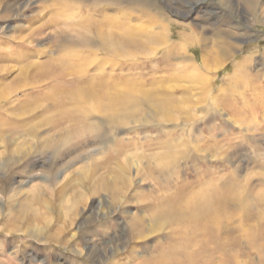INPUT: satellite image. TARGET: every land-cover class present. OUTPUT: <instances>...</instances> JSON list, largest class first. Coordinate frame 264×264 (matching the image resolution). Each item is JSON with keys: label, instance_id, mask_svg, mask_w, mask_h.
<instances>
[{"label": "rangeland", "instance_id": "obj_1", "mask_svg": "<svg viewBox=\"0 0 264 264\" xmlns=\"http://www.w3.org/2000/svg\"><path fill=\"white\" fill-rule=\"evenodd\" d=\"M149 1L154 23L127 3L3 0L0 264H137L134 251L144 262L214 233L264 241V0L254 13L245 0ZM106 19L142 48L113 52ZM179 33L238 49L205 72L201 48L168 53ZM244 56L252 86L228 80ZM222 195L223 219L202 235L165 211Z\"/></svg>", "mask_w": 264, "mask_h": 264}, {"label": "bare ground", "instance_id": "obj_2", "mask_svg": "<svg viewBox=\"0 0 264 264\" xmlns=\"http://www.w3.org/2000/svg\"><path fill=\"white\" fill-rule=\"evenodd\" d=\"M91 1L94 3L98 2V0H91ZM105 1H106V3H104V4H106L105 6H107V7L108 6H114L117 9L120 7H123L122 6L123 3L130 4V5H132L130 8H134L137 12H139V14L144 15V16L149 15L148 18L151 19V23H154V21H152V20H155V18L157 16L156 14H153V13H151V15H150L151 2L149 0H105ZM221 1H223V0H221ZM225 1H227V0H225ZM258 2H259V0H245V4L247 6L246 8L249 9L251 13H254L257 11ZM3 3H4L3 0H0V7H2V9L4 7ZM186 5H189V3H187ZM5 6L7 7V8L5 7L6 9H9L11 7L9 4H6V3H5ZM62 7H64V6H62ZM95 8H98L97 5H95ZM12 9H13V7H12ZM121 10H122V8H121ZM154 12L156 13V11H154ZM110 19H114V18H110ZM110 19H106L104 21L106 24H108V26H110L109 29L106 28V32L108 29L109 33H111L112 36L113 35H114V37L118 36V35H120V36L118 38L119 41L117 43H115L116 41L115 42L112 41V43L109 42V45H108L109 48L113 49V52H119L120 53V52H124L123 50H126V52H127V48H129V45H131V48H135L137 50V48H139L141 46V44L137 43L134 39H130L131 38L130 36H133L134 33L130 32V30L128 28H125V26L121 23V26H119V27L122 28V33L121 34H114V33L112 34V31H114V28L116 29V27H118V25L120 23L113 22L115 20H110ZM146 20H147V18H146ZM95 23H97V25H98V21L97 22L95 21ZM102 23H101V25L99 24V26H102ZM157 24L161 25L162 29L164 31L163 22H160ZM103 26H105V25H103ZM101 30H103V29H101ZM104 30H105V27H104ZM97 34H99V33H97ZM215 35H217V34H215ZM235 35H236V33H235ZM177 36L180 39L181 43H179V45H177V46L171 47L168 50V53L169 52L172 53L173 50H177L176 52L180 51L178 54L180 55L182 53V55L180 56L182 58V57H184L183 55L185 53V50H188L190 47L196 46V47L201 48V50H202L201 64H202V70H204L205 72L210 71L211 66H214L215 71L219 70L222 67V65L224 64V62L230 60L233 57L232 55L234 54V52H232V53H230V52L238 49V47L235 46L233 43L230 44L227 41H224L222 39L223 41H221L219 43L217 42L216 44L213 45L217 48L218 51L217 50L214 51V50H210V49L208 50V49H206L207 44H205L202 39H199V38H196V36H193V34L190 35V34H186V33H179V34H177ZM112 39L109 38V40H112ZM84 42H87V41H85L83 38H81L79 41V43L81 45H83ZM141 48H142V46H141ZM114 50H118V51H114ZM205 56H208V57L213 56L214 57V59H211V60H213L211 64H210L211 61L210 62L208 61L209 58L207 59ZM218 58H219V60H218ZM252 58H253V56H248V57H245L240 62L235 63L236 65L234 66V73L231 76V78L230 77L228 78V80L231 82L236 81L239 83V85L241 84L240 86H242V85H251L252 86V84H250L251 82L249 83V81L247 80V78L244 75V73L247 71V68L252 61ZM187 67L190 69V71H192V73H195L196 77L199 80L200 79L203 80L204 76H202V75H204L205 72L202 74V72L199 70L201 75L198 74L199 73V72H197L198 68H197V65L195 64L194 60H192V59H191V61L189 60ZM78 91H80V90H78ZM77 97L80 98L82 96H80V94H79ZM83 98H84V96H83ZM221 194H223V193H221ZM225 198H227V197H225V195H222L219 197H210V200L207 199V203H205V204H203L201 200L197 199L198 203L195 204L194 206L189 204V206L190 205L191 206L188 208H186L185 207L186 205L184 206L180 201L178 202L177 200L174 199L172 204H171V202H169L168 204L166 203L167 204L166 206H168L169 208L165 211L167 214H170L169 217L175 213L174 217H171V219L175 218V216H178L179 218L182 219V223L184 225H187L196 231H200V235H202V234H204L203 229L207 226H210V225H207L208 222L217 223V224L221 223V219H223L222 216L225 213V208L227 206V201H226L227 199H225ZM112 201H113V199H112ZM225 201H226V203H225ZM113 202L116 203V201H113ZM183 209H185V212L181 213ZM179 213H181V214H179ZM248 218H249V216H246V220H248ZM133 219H135V218L134 217L130 218V220H133ZM4 227H3V230L1 229L4 233H6V234L10 233L11 235H13L12 234L13 230H12V228H10V226L4 225ZM220 227L221 226H218V228H220ZM131 231L133 232L132 240L135 241V240H138V238L141 239V235L136 234L135 233L136 231H134L132 229H131ZM75 235L76 234H72V237H74ZM48 240H50V239H48ZM239 241H240L239 238L227 239L223 235H219L217 233H214V234L209 236V242L208 241H199V240H197V237H194L192 240L190 239V241L188 242V244L186 246L183 245V247L182 246H180V247L179 246H173V247H167V248L166 247L160 248L157 250L156 255L152 258L150 257L151 259H149L148 261L141 262L142 258H141V260L138 259L135 256V253H136L135 251L133 253H131V255L133 254L132 259L137 264H250V261H251L250 256L252 254L256 255L257 253L255 254V252H260V254H261L260 260L264 264V241L262 238L259 239L256 234L255 235L254 234L249 235L248 239H246V242H244L245 245L243 247H240ZM194 245H195V248H193ZM117 247H118V245H117ZM134 250H135V248H134ZM261 250H263V252H261ZM115 252H116V250H115ZM7 258L10 259L11 257L8 256ZM132 259H129V260L131 261Z\"/></svg>", "mask_w": 264, "mask_h": 264}]
</instances>
